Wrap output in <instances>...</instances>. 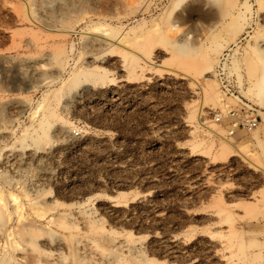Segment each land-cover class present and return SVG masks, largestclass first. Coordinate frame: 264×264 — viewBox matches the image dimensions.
<instances>
[{
	"label": "rangeland",
	"instance_id": "rangeland-1",
	"mask_svg": "<svg viewBox=\"0 0 264 264\" xmlns=\"http://www.w3.org/2000/svg\"><path fill=\"white\" fill-rule=\"evenodd\" d=\"M259 51L264 0H0V264H264Z\"/></svg>",
	"mask_w": 264,
	"mask_h": 264
},
{
	"label": "bare ground",
	"instance_id": "bare-ground-1",
	"mask_svg": "<svg viewBox=\"0 0 264 264\" xmlns=\"http://www.w3.org/2000/svg\"><path fill=\"white\" fill-rule=\"evenodd\" d=\"M243 8L246 10V12L248 11V6H246V4L243 5ZM177 51L180 54L184 53V50L182 48H177ZM259 53H262L264 55V52H262V51H259ZM262 68L264 71V62L262 63ZM256 82L257 83L255 84V87H254L255 88V90H254L255 96L258 97L259 104L264 107V72H263L261 78L258 79ZM260 116H262L264 118V114H260Z\"/></svg>",
	"mask_w": 264,
	"mask_h": 264
},
{
	"label": "built area",
	"instance_id": "built-area-1",
	"mask_svg": "<svg viewBox=\"0 0 264 264\" xmlns=\"http://www.w3.org/2000/svg\"><path fill=\"white\" fill-rule=\"evenodd\" d=\"M256 124H257L256 119H251L249 121L243 120L241 122H238V121L235 122V125H233V127L235 128L242 127L243 129L247 128V129L253 130L256 128Z\"/></svg>",
	"mask_w": 264,
	"mask_h": 264
}]
</instances>
